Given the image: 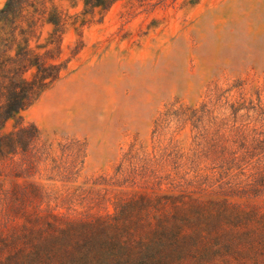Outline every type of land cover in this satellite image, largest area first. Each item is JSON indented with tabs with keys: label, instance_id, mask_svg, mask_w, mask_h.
<instances>
[{
	"label": "rangeland",
	"instance_id": "374dc122",
	"mask_svg": "<svg viewBox=\"0 0 264 264\" xmlns=\"http://www.w3.org/2000/svg\"><path fill=\"white\" fill-rule=\"evenodd\" d=\"M54 2L66 69L0 157V264H264V0Z\"/></svg>",
	"mask_w": 264,
	"mask_h": 264
},
{
	"label": "trees",
	"instance_id": "16d2710c",
	"mask_svg": "<svg viewBox=\"0 0 264 264\" xmlns=\"http://www.w3.org/2000/svg\"><path fill=\"white\" fill-rule=\"evenodd\" d=\"M83 1L86 15L98 7L108 9L117 0ZM47 24L53 29L42 41ZM64 33L65 21L54 0H6L0 8V157L26 150L27 137L40 134L36 125L23 124L22 112L66 69L65 62H55L62 53ZM10 121L15 130L5 133ZM33 263L55 264L42 255Z\"/></svg>",
	"mask_w": 264,
	"mask_h": 264
}]
</instances>
